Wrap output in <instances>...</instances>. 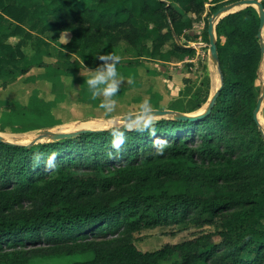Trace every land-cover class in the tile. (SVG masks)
<instances>
[{
  "label": "trees",
  "instance_id": "1",
  "mask_svg": "<svg viewBox=\"0 0 264 264\" xmlns=\"http://www.w3.org/2000/svg\"><path fill=\"white\" fill-rule=\"evenodd\" d=\"M229 2L0 0V76L46 65L1 39L6 20L16 33L26 23L42 25L55 39L70 32L90 68L105 63L97 57L105 42L122 40L139 56L177 62L192 59L196 49L162 47L186 31L192 35L193 20L185 15L210 16ZM215 29L224 86L202 119L178 120L169 113L151 129L119 121L63 139L0 141V263L160 264L177 252L183 264H211L215 250L207 235L141 250L134 233L187 220L201 224L224 213L218 230L224 249L216 259L264 261V227H256L264 218V134L253 116L263 85L256 83L264 59L259 11L249 5L228 13ZM189 93L180 89L167 107L163 100L157 105L190 113L210 101L207 89L192 92L183 104L179 97ZM25 107L43 115L52 109L37 95ZM197 177L211 190L193 193L187 182Z\"/></svg>",
  "mask_w": 264,
  "mask_h": 264
},
{
  "label": "rangeland",
  "instance_id": "2",
  "mask_svg": "<svg viewBox=\"0 0 264 264\" xmlns=\"http://www.w3.org/2000/svg\"><path fill=\"white\" fill-rule=\"evenodd\" d=\"M205 14L200 17L191 13L185 15L193 20L192 35L189 37V31H186L181 38H172L162 47V50L167 52L176 43L195 45L196 53L192 59L175 62L152 57L148 53L139 56L135 48L124 40L116 45L105 42L102 50L120 57L119 61H108L116 64L117 72L114 78L118 87L111 96H105L102 90L104 85H98L94 98L86 79L105 63L98 68L85 65L77 52V46L71 43L70 32H62L60 37L55 39L52 32L42 30V25L26 23L21 32L16 33L8 28L10 21H4L1 39L19 46L27 55H36L35 58L46 65L34 67L27 73L17 69L12 74L5 73L0 76V132L15 143L27 144L45 129L75 131L81 128H108L121 121L125 114L160 109L157 102L160 103L163 99L168 101L172 96L177 97L180 89L190 90L188 95L179 97L183 104L189 101L192 92L199 90L201 92L208 89L210 100L220 87L221 80L217 63L213 62L210 55L207 45L209 41L206 40V26L212 15ZM49 19L53 20V17ZM191 76L193 79L187 82ZM262 81L264 59L261 77L256 83L259 85ZM32 95H37L51 104V113H28L25 106L30 102ZM168 104L169 102L161 105L167 107ZM206 105L190 113L199 114L205 110ZM150 117L152 124L159 119V116ZM258 117L259 125L264 130V104ZM144 118L134 120L130 128L141 127L140 121ZM173 184L181 185L177 182ZM187 184L193 193H206L211 190V185L202 178L189 180ZM226 187L219 184L217 188ZM224 214L201 224L187 220L164 227L143 229L134 233L133 241L141 250H154L167 243H179L207 235L214 245L211 251L215 250L209 262L221 264L216 258L224 249L223 238L218 234ZM256 227H264V218H261ZM260 263L264 264V261ZM160 264H183V259L176 252Z\"/></svg>",
  "mask_w": 264,
  "mask_h": 264
},
{
  "label": "water",
  "instance_id": "3",
  "mask_svg": "<svg viewBox=\"0 0 264 264\" xmlns=\"http://www.w3.org/2000/svg\"><path fill=\"white\" fill-rule=\"evenodd\" d=\"M253 5L255 6L260 15V29L258 32V37L263 36V29H264V4L262 0H235L230 3H227L220 7L216 12L212 14V16L209 17V26H208V33H209V42L207 45L209 46L210 50V55L213 60V62L217 63L219 74H220V80H221V85L218 88V90L215 92V94L212 95L209 103L206 105L205 110L199 114H192V113H184L181 111H173V110H162V109H147V110H142L134 113H129L125 114L121 117V122L123 124H128L131 121H134L138 118L141 117H146V116H161L169 113H173L174 118L178 120H200L203 117H205L210 111L212 110L215 101L217 99V96L224 86V74L221 70L219 62V52H218V43H217V33H216V24L219 21L220 18L225 16L228 13H232L235 11H238L246 6ZM185 46V45H184ZM262 46V54L264 56V41L261 43ZM187 47H193L192 45H188ZM264 104V82L262 85L261 93L259 96V99L257 101L256 108L254 110L253 116L254 119L257 121L258 124H260V120L258 117V114L261 110L262 105ZM260 130L264 134L263 128L259 125ZM87 130L91 129H86V128H81L75 131H58V130H51V129H46L42 132H40L33 140H31V143H35L39 140H43L47 137L50 139H63L65 137H71L75 136L78 133L85 132ZM0 141H3L5 143H15L11 140H9L3 133L0 132Z\"/></svg>",
  "mask_w": 264,
  "mask_h": 264
},
{
  "label": "clouds",
  "instance_id": "4",
  "mask_svg": "<svg viewBox=\"0 0 264 264\" xmlns=\"http://www.w3.org/2000/svg\"><path fill=\"white\" fill-rule=\"evenodd\" d=\"M184 45V44H182ZM188 46V45H185ZM195 46V45H192ZM100 60L104 61L105 64L92 72L90 75L87 76L86 83L90 89H92V96L93 98L97 94V86L104 85L103 92L105 96H111L113 93L117 91L118 82L114 78L117 72V67L115 63H109L108 61H119V55L114 53H104L97 56ZM141 128H148L151 129L152 127V119L150 116H146L142 121H140ZM120 139L116 138L113 143L118 145L120 143ZM54 159V157H53Z\"/></svg>",
  "mask_w": 264,
  "mask_h": 264
},
{
  "label": "crops",
  "instance_id": "5",
  "mask_svg": "<svg viewBox=\"0 0 264 264\" xmlns=\"http://www.w3.org/2000/svg\"><path fill=\"white\" fill-rule=\"evenodd\" d=\"M196 47V46H193ZM170 89V88H169ZM171 90V89H170ZM173 90V89H172ZM169 101V100H168ZM168 101H165V99H163V103H167Z\"/></svg>",
  "mask_w": 264,
  "mask_h": 264
}]
</instances>
